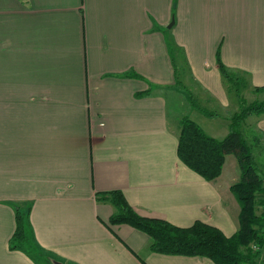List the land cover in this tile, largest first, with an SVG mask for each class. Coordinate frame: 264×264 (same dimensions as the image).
Returning <instances> with one entry per match:
<instances>
[{
	"label": "crops",
	"instance_id": "obj_1",
	"mask_svg": "<svg viewBox=\"0 0 264 264\" xmlns=\"http://www.w3.org/2000/svg\"><path fill=\"white\" fill-rule=\"evenodd\" d=\"M219 59L264 94V0H0V264H216L112 224L109 193L144 216L238 231L237 157L209 181L178 156L181 95L209 135L230 132L237 101ZM243 127L263 144L264 113ZM17 210L41 256L12 247Z\"/></svg>",
	"mask_w": 264,
	"mask_h": 264
},
{
	"label": "trees",
	"instance_id": "obj_2",
	"mask_svg": "<svg viewBox=\"0 0 264 264\" xmlns=\"http://www.w3.org/2000/svg\"><path fill=\"white\" fill-rule=\"evenodd\" d=\"M218 66L228 82L237 81L221 59L218 60ZM238 97L242 110L233 116L230 132L224 138L209 135L201 125L184 115L180 119L178 144L180 160L209 181L222 174L227 154L237 157L241 176L231 189L241 205V211L239 229L234 235L227 236L220 228L199 219L183 227L164 218L144 216L129 204L121 190L109 193V199L117 209L111 217V223H127L146 232L151 238V249L155 252L204 256L216 264H262L264 173L246 141L242 124L249 115L264 113V100L247 103L240 94ZM255 139L259 143V138ZM16 219L12 247L25 249L33 256H41L40 251L34 248L30 235L29 213L17 210Z\"/></svg>",
	"mask_w": 264,
	"mask_h": 264
},
{
	"label": "rangeland",
	"instance_id": "obj_3",
	"mask_svg": "<svg viewBox=\"0 0 264 264\" xmlns=\"http://www.w3.org/2000/svg\"><path fill=\"white\" fill-rule=\"evenodd\" d=\"M175 65L177 67V74L179 75V79H181V76L183 77L186 74L185 68L183 67V65L181 63L180 64L176 63ZM187 85H188V90H192V91L195 90L194 86L191 84L190 81H187ZM227 85L229 87V90H230L231 94L233 95L232 96V100L233 101H237V109H238L237 113L242 110L240 102L237 99L238 95L242 94V91L244 92V94H242V96L246 99L247 103H251V102H255V101H263L264 100V94L263 93H257L256 94V93H253V92H249V90H244V87H243L242 83H240L239 81H235V83L234 82H232V83L229 82ZM197 91H198V89H197ZM197 91L195 90V92H193L194 93V97H195V99L197 100L198 103H203L202 99L200 98V96L198 94L199 91L198 92ZM199 93L201 95L205 96L201 92H199ZM170 96H171L170 97L171 113H172V115H175V112H174L175 111V105H176V100H175L176 98L175 97L177 95L174 93V95L170 94ZM181 96H182L181 98H182L183 101L182 100H180V101H182L184 104L182 103L183 105L179 106V107H181L183 109L181 112H179V110H178V113H179L178 115H179L180 118L182 116H184L183 111H185L186 107L189 106L188 100L185 99V97L183 95H181ZM203 104L206 107H208V108H210L212 110H214V108H220V107H218L215 104L214 105H211L210 103L209 104L208 103H203ZM215 111H217V109ZM219 112H221L222 114L225 113V112H223L221 110H219ZM243 128H244L243 129L244 130V134L248 138V141L250 143H253L252 147H253V150L256 153L257 164H258L261 172L264 173V142H263L262 145L261 144L259 145V144L255 143L256 139L255 140L253 139L254 138V134H253L254 132L251 129H247L246 127H243ZM259 213H260V210H259Z\"/></svg>",
	"mask_w": 264,
	"mask_h": 264
}]
</instances>
